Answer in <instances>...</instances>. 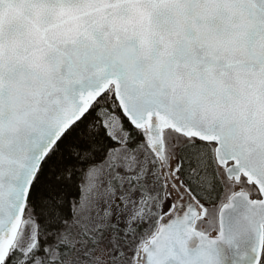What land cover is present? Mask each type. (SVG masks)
<instances>
[{
    "label": "snow or ice",
    "instance_id": "6c2138e0",
    "mask_svg": "<svg viewBox=\"0 0 264 264\" xmlns=\"http://www.w3.org/2000/svg\"><path fill=\"white\" fill-rule=\"evenodd\" d=\"M0 264H264V0H0Z\"/></svg>",
    "mask_w": 264,
    "mask_h": 264
}]
</instances>
